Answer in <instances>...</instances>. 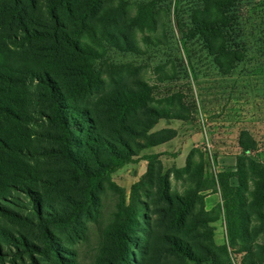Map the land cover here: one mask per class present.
<instances>
[{"label": "rangeland", "instance_id": "rangeland-1", "mask_svg": "<svg viewBox=\"0 0 264 264\" xmlns=\"http://www.w3.org/2000/svg\"><path fill=\"white\" fill-rule=\"evenodd\" d=\"M200 2L104 0L103 6L114 13L88 23L108 38L89 47L86 72L81 69V76L74 77L69 64L59 76L52 72L67 93L66 103L84 111L89 144L74 152L90 169L116 165L97 199L89 200L84 182L74 179L65 161L48 154L58 147L56 128L47 120L51 108L41 89H29L22 122V161L29 170L23 184L0 180V209L10 212L0 213V264H124L126 254L116 253L118 232L124 229L127 264H212L208 251L223 245L230 253L228 264H264V254L245 258L230 249L218 178L221 166L241 156V135H249L258 110L264 82V0H238L235 12L227 15L233 17L225 30L227 49L238 46L242 61L227 66L230 55L220 67L202 39L191 34L192 14L202 17L203 6L196 8ZM15 11L13 0H0L1 37L14 34ZM30 16L37 19V11ZM32 51L37 53V46L26 54ZM76 83L85 89L73 90ZM151 170L167 179L172 207L163 199L160 183L148 176ZM215 193L219 202L209 208L206 197ZM176 197L192 203L193 216L185 225L171 213ZM46 206L59 215L56 223L45 222ZM172 236L206 261L177 255L167 242Z\"/></svg>", "mask_w": 264, "mask_h": 264}, {"label": "trees", "instance_id": "trees-1", "mask_svg": "<svg viewBox=\"0 0 264 264\" xmlns=\"http://www.w3.org/2000/svg\"><path fill=\"white\" fill-rule=\"evenodd\" d=\"M103 1L37 0L36 3V0H13L16 9L13 15L14 34L8 37L0 36V180H7L16 186L23 184L21 180H25V174L28 173L29 168L22 161L23 151L26 150L22 122L27 119L29 89L32 87L42 90L51 108V116L47 117V120L57 131L54 142L58 147L51 149L48 154L65 161L72 168L74 179L77 182H84L89 200L97 199L96 193L101 190L103 181L115 168L114 164L102 163L98 168L90 169L74 152V150L80 152L89 144L88 135H85L88 127L84 126L81 119L84 111H76L66 103L65 89L51 75L52 72H56L59 76L69 69V65L73 68L74 77L81 76L78 73L81 69L86 72L83 62L86 60L85 56L91 54L89 47L101 44L108 38L97 28H91L88 21L114 13L112 7L103 6ZM237 2L238 0H201L200 6L196 8L203 6L202 17L192 14L191 34L202 39L205 48L219 67L223 66L221 59L230 55L227 66L242 61L238 46L231 52L226 45L228 39L225 30L228 29V24H233L232 15L229 17L227 15L235 12ZM36 11L37 19L30 16V12ZM176 15L178 16V13ZM36 46L37 53L32 51L26 54ZM25 48L28 50L24 51ZM77 89L81 92L85 86L76 83L73 90ZM74 134H78L80 138ZM94 143L100 146V142L94 140ZM239 146L241 156L236 157L235 169L222 171L218 178L230 249L232 252L243 253L246 258L264 254V164L248 157L255 149V142L250 135L242 134ZM114 154L116 153L112 151L107 152L108 156ZM41 156H45V153H41ZM148 176L152 181L157 180L160 183L163 199L172 207L173 202L167 192L169 190L167 179L161 178L158 174L154 175L152 170ZM233 178L238 181L235 186L230 184ZM2 193L1 189L0 199ZM175 200L177 206L172 208L171 213L180 216L181 224L185 225L192 215V203L188 198L176 197ZM132 204H134L132 200L129 201V205ZM137 204L140 206L139 201ZM31 205H34L33 211L38 213L35 200H32ZM1 207L3 206L0 205ZM52 207L45 208L47 224L56 223L59 216ZM143 207L146 210V207ZM139 208L135 210V220L139 219ZM3 209H0L2 215L10 213L6 208ZM126 216L124 228L129 224L128 215ZM125 231L124 229L118 232L120 243L116 253L119 255L124 252L126 254L124 264H127V244L121 241ZM167 242L174 252L185 260L197 263L206 261H199L188 243L176 236H172ZM130 243L129 241L128 244ZM208 253L212 264L230 262V253L225 245L215 247V251ZM217 256L219 260L216 261Z\"/></svg>", "mask_w": 264, "mask_h": 264}, {"label": "crops", "instance_id": "crops-1", "mask_svg": "<svg viewBox=\"0 0 264 264\" xmlns=\"http://www.w3.org/2000/svg\"><path fill=\"white\" fill-rule=\"evenodd\" d=\"M260 88H261L260 95H259L260 97H259V103L257 107L258 110L252 114L253 121L249 125L250 129L248 130L245 129V130H247V132L249 133V135L252 137L253 141L255 142V149L251 153H254L255 160L264 164V82L261 83ZM228 164L229 165L227 167L221 166L223 168V171H233L235 169L234 162L232 163L231 161H229ZM230 184L235 186L237 182L235 183V181L231 179ZM218 202L219 201H218L216 193L211 196L206 197V204H208L209 208H212Z\"/></svg>", "mask_w": 264, "mask_h": 264}]
</instances>
